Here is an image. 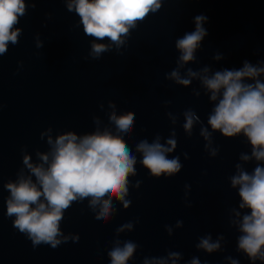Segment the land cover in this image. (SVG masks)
<instances>
[{
  "label": "water",
  "instance_id": "water-1",
  "mask_svg": "<svg viewBox=\"0 0 264 264\" xmlns=\"http://www.w3.org/2000/svg\"><path fill=\"white\" fill-rule=\"evenodd\" d=\"M67 3L25 0L26 15L14 26L22 30L18 43L9 42L7 54L0 56V264H111L108 252L116 241L123 246L129 240L137 248L126 264H153L156 259L191 264L193 258L200 264H232L233 259L264 264L239 250L240 224L251 210L239 207V186L231 185L237 164L252 173L264 161L241 159L242 154L252 155L243 133L229 138L211 129L208 118L218 100L210 99L200 79L205 67L209 76L242 69L245 61L264 67V0H160L161 8L137 21L119 48L107 38L85 35L79 16L67 10ZM200 14L207 17L202 26L208 34L196 59L179 67L175 42L195 30ZM93 42L109 44L110 49L94 59ZM189 68L199 76L187 86L167 78L173 70L187 78ZM257 79L264 83V74ZM188 110L200 118L190 133L183 127ZM113 111L118 116L135 114L133 128L124 137L137 157L136 175L128 177L125 197L131 204L124 208L113 198L114 212L101 221L95 218L101 205L93 210L91 198L73 202L60 223L68 242L55 249L44 244L33 248L31 240L13 227L15 217L6 215L10 192L5 185L31 175L23 163L25 155L34 165L43 163L38 152L49 154L51 162L49 137L54 142L67 132L82 137L97 129L115 135L109 121ZM202 127L212 133L210 143L201 135ZM157 136L165 146L175 138L176 147L167 157H179L178 173L154 177L140 163L136 145L142 140L151 144ZM130 221L132 230L117 232ZM177 221L182 225L177 227ZM209 235L220 242L213 252L197 247ZM171 253H179V258L174 261Z\"/></svg>",
  "mask_w": 264,
  "mask_h": 264
},
{
  "label": "clouds",
  "instance_id": "clouds-1",
  "mask_svg": "<svg viewBox=\"0 0 264 264\" xmlns=\"http://www.w3.org/2000/svg\"><path fill=\"white\" fill-rule=\"evenodd\" d=\"M160 8V0H68L67 3V10L79 16L85 35L95 40L107 38L117 48L124 43L129 29L136 27L137 21L143 22L150 12ZM25 15V0H0V56L7 54L9 42L13 45L18 43L22 30L14 26ZM206 20L205 15H197L195 30L176 40L175 47L180 52L179 67L196 59L195 52L208 34L202 26ZM41 46L38 42L37 47ZM109 49V44L93 42L90 55L98 59ZM214 58L219 60L221 56L216 55ZM203 72L205 75L200 76L203 86L211 93L212 101L218 100L208 118L211 129L229 138L243 133L252 146V155L242 154L241 159L248 161L254 157L257 161H264V83L257 79L264 74V67L253 66L245 61L239 70L225 69L209 76V68L205 67ZM166 75L168 79L187 86L191 78L198 77L199 73L189 68L187 78L182 77L178 70ZM246 79L254 80L255 83H244ZM109 107L114 108L115 105L110 103ZM184 116L186 123L183 127L190 133L194 122H199L200 118L192 110L186 111ZM109 121L115 125V135L108 129L102 132L97 129L82 137L67 132L59 135L54 142L49 137L48 143L52 145L51 162L49 154L38 152L43 163L34 165L30 162L31 158L25 155L23 163L31 175L27 178L21 176L18 182L5 185L10 192L6 200V215L15 217L13 227L31 240L33 248L44 244L55 249L68 242L69 237L62 233L60 223L73 202L91 198L89 205L93 210L96 205H101L95 216L101 221L107 220L114 212L113 198L119 200L124 208L131 204L125 197L128 195V177L136 175L134 166L137 157L124 137L133 128L135 114L126 112L118 116L113 111ZM201 135L211 142L212 133L207 128H201ZM176 143L175 138H169L168 146H165L160 143L159 136L151 144L147 140L140 141L136 145V151L142 154L140 163L154 177H160L162 173L167 176L178 173L182 167L179 157H167V153L175 149ZM211 154L215 156L217 150L213 149ZM45 164L48 166L45 167ZM236 167L238 175L231 178V185L233 188L239 186L242 200L239 207L251 210L250 215L243 216L240 224L243 235L238 237L239 250L252 261L264 260V166L258 164L252 173L243 171L239 164ZM140 183L136 182L137 185ZM181 225L182 221H177V227ZM132 228L133 222L130 221L118 228L117 232ZM166 228L171 234V228ZM72 239L78 241V237ZM197 247L213 252L220 248V242L212 241L209 235L201 238ZM136 248V243L131 240L125 241L123 246L116 241V246L108 252L111 264H126ZM170 255L175 261L180 254ZM144 264H148V261L145 260ZM153 264H166V261L156 259ZM191 264H200V261L193 258ZM232 264H239V261L233 259Z\"/></svg>",
  "mask_w": 264,
  "mask_h": 264
}]
</instances>
